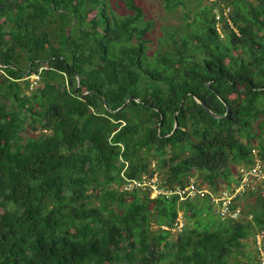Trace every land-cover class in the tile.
<instances>
[{"label":"trees","instance_id":"trees-1","mask_svg":"<svg viewBox=\"0 0 264 264\" xmlns=\"http://www.w3.org/2000/svg\"><path fill=\"white\" fill-rule=\"evenodd\" d=\"M157 1L0 0V264H263L262 194L177 192L264 164V0Z\"/></svg>","mask_w":264,"mask_h":264},{"label":"built area","instance_id":"built-area-1","mask_svg":"<svg viewBox=\"0 0 264 264\" xmlns=\"http://www.w3.org/2000/svg\"><path fill=\"white\" fill-rule=\"evenodd\" d=\"M230 9L226 8L224 13L227 15ZM32 77V86L36 85L40 80V76L38 74H34ZM253 154L255 157L257 156V150L253 149ZM240 181L234 185L233 188L230 189H220L217 193L211 192L209 188L201 189L194 182L189 184L188 186L179 189L178 194L181 195L182 198L185 196H196V195H206L211 194L214 202L218 207V213L221 218H232L238 219L241 216L242 207L236 205V198L239 194L246 192L247 190L257 191L264 197V164L260 162L259 159L256 160V163L251 165H242L239 168ZM158 177L154 175L151 180H147L146 177H143L142 180H133V182L129 183L127 189H132L135 186L142 185H150L153 187V190L156 193H160L158 185ZM252 215H250V218ZM178 222L176 223V229H181L183 227L184 221L182 220V215L179 217ZM263 234H259L257 236L258 244L261 245ZM263 254V264H264V251Z\"/></svg>","mask_w":264,"mask_h":264},{"label":"rangeland","instance_id":"rangeland-1","mask_svg":"<svg viewBox=\"0 0 264 264\" xmlns=\"http://www.w3.org/2000/svg\"><path fill=\"white\" fill-rule=\"evenodd\" d=\"M143 3L146 4L149 10V15L154 16L158 20V25L161 23L168 24L169 26H174L175 24H179L183 20V10L181 8L175 9V10H168L164 4L157 0H142ZM189 5L188 8L191 12V19L195 18L194 11H197L206 3H209L213 0H187ZM188 9V10H189ZM218 9V8H217ZM31 77V76H30ZM24 86V84H23ZM32 129L27 130L26 135H32L37 136L39 134V131H31ZM254 200V201H253ZM252 202H255V199L251 200ZM250 201V203H251ZM183 214V211L181 212ZM181 214V215H182ZM185 217V216H184ZM186 221L187 223H192L193 221L186 220L183 218V221ZM207 219L204 216L202 222H205ZM175 236V235H174ZM245 251L246 253H249L250 256H252L255 259V256H257V249L254 244V234H252L246 241ZM242 257L239 256L238 259H241ZM243 264H252L251 260L245 259Z\"/></svg>","mask_w":264,"mask_h":264},{"label":"water","instance_id":"water-1","mask_svg":"<svg viewBox=\"0 0 264 264\" xmlns=\"http://www.w3.org/2000/svg\"><path fill=\"white\" fill-rule=\"evenodd\" d=\"M0 65L1 66H3V64L0 62ZM80 84V83H79ZM132 99H136V100H138L137 98H135L134 96H132V97H129L126 101H125V103L120 107V108H118L117 110H120V109H122L123 107H125L128 103H129V101L130 100H132ZM197 100L200 102V103H202L204 106H205V108H206V110L211 114V115H213L214 117H221L222 115H219V114H216L215 112H213L212 110H211V108L210 107H208L201 99H199V98H197ZM104 102H105V104H106V106L109 108V109H111L109 106H108V104H107V102H106V100L104 99ZM178 127V122H177V118H176V123H175V127H174V129H176Z\"/></svg>","mask_w":264,"mask_h":264}]
</instances>
